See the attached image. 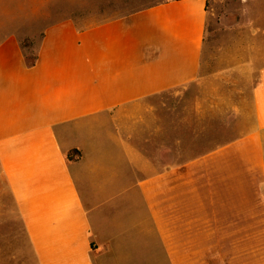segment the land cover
I'll list each match as a JSON object with an SVG mask.
<instances>
[{
    "label": "crops",
    "instance_id": "1",
    "mask_svg": "<svg viewBox=\"0 0 264 264\" xmlns=\"http://www.w3.org/2000/svg\"><path fill=\"white\" fill-rule=\"evenodd\" d=\"M206 3L159 0L83 29L61 21L44 30L32 66L14 32L0 34V170L37 264L206 256L212 230H221L207 221L206 193L192 195L190 184L236 182L235 173H207L228 155L232 172L241 160L264 201V67L252 89V125L231 143L179 164L173 142L158 144L168 158L158 164L135 141L140 103L197 79Z\"/></svg>",
    "mask_w": 264,
    "mask_h": 264
},
{
    "label": "rangeland",
    "instance_id": "2",
    "mask_svg": "<svg viewBox=\"0 0 264 264\" xmlns=\"http://www.w3.org/2000/svg\"><path fill=\"white\" fill-rule=\"evenodd\" d=\"M158 1L0 0V34L13 31L22 45L26 42L24 52L31 57L44 30L56 23L72 20L87 28ZM263 67L264 0H207L199 75L188 86L140 103L145 118L135 129L136 143L158 164L168 159L166 151L157 152L158 144L173 142L174 163L179 164L231 143L252 125V89ZM231 162L228 155L221 170L208 163L207 173H235L236 182L190 184L192 195L200 188L206 193L207 221L213 229L217 219L221 230L216 237L212 230L206 256L192 257L190 264H264V201L256 191L258 183L246 181L242 161L233 172ZM215 207L221 208L219 214ZM119 209L129 226L130 204ZM197 210L192 202V219ZM19 213L0 170V264H37ZM94 263L116 262L104 258Z\"/></svg>",
    "mask_w": 264,
    "mask_h": 264
},
{
    "label": "trees",
    "instance_id": "3",
    "mask_svg": "<svg viewBox=\"0 0 264 264\" xmlns=\"http://www.w3.org/2000/svg\"><path fill=\"white\" fill-rule=\"evenodd\" d=\"M79 28V27H78ZM80 29H83V28H80ZM24 44H26V42L24 41ZM22 45L21 44V46H22V48L24 49L25 47V45ZM27 47V46H26ZM24 56H25V61H26V64L28 65V66H32V65H34V63L36 62V60H37V53L34 55L33 54V56H31V57H27L26 56V54L24 53ZM74 153H77V151L76 150H73V151H71V152H69L68 153V159L69 160H71V159H73V154Z\"/></svg>",
    "mask_w": 264,
    "mask_h": 264
}]
</instances>
